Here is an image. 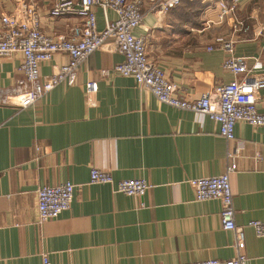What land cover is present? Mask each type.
Listing matches in <instances>:
<instances>
[{
	"label": "crops",
	"instance_id": "crops-1",
	"mask_svg": "<svg viewBox=\"0 0 264 264\" xmlns=\"http://www.w3.org/2000/svg\"><path fill=\"white\" fill-rule=\"evenodd\" d=\"M55 0H0V18L34 5L40 28L64 34L80 17L53 19ZM143 18L133 31L149 61L174 83L180 97L194 99L236 76L222 68L219 40L233 54L264 66V0H237L235 17L248 28L234 31L232 18L217 21L219 0H180L167 13L161 0H140ZM97 30L105 19L95 9ZM116 15L107 11V20ZM111 39L33 105L19 71L21 53L0 58V264H187L235 256L233 232L221 227L217 199L197 201L190 179L230 172L235 224L245 235L247 264H264V240L247 226L264 223V127L238 122L226 141L206 116L172 108L141 89L133 78L101 75L124 61ZM57 53L40 66L42 77L67 63ZM240 76H237L239 78ZM97 84L88 93L86 85ZM264 111V90L256 94ZM232 167V170H231ZM109 173L114 183L143 179L141 196L116 192L114 184L89 182V170ZM74 185L70 208L39 223L36 192Z\"/></svg>",
	"mask_w": 264,
	"mask_h": 264
},
{
	"label": "built area",
	"instance_id": "built-area-1",
	"mask_svg": "<svg viewBox=\"0 0 264 264\" xmlns=\"http://www.w3.org/2000/svg\"><path fill=\"white\" fill-rule=\"evenodd\" d=\"M179 2L161 0L158 5L162 13H167ZM218 7V22L230 16L235 32H247L248 28L234 16L237 0H219ZM95 9H100L104 15L102 31L97 30ZM107 11L116 15L114 21L107 20ZM49 14L53 19L77 16L81 21L68 27L64 34L49 35L41 30L40 15L34 5H21L12 14L0 18V58L15 53L23 55L19 71L25 76L28 91L19 99L21 108L33 105L61 82L70 81L80 64L111 39L124 61L110 70H102L100 73L103 77L114 74L133 78L141 89L151 93L160 103L204 115L217 123L219 134L226 141L234 140V129L238 122H245L251 127H264V111H258L256 107V94L264 90V66L250 67L247 58L234 56L233 41L219 40V43L226 52L222 68L236 77L227 83H218L198 98L187 99L180 97L178 87L169 81L160 67L148 60L144 39L133 34L144 15L140 0H55ZM57 53L67 54V63L52 75L42 77L41 64L50 61ZM86 90L88 93L96 92L97 84L87 83ZM229 175L230 172H226L218 176L190 179L188 184L193 189L195 200L220 201L221 227L234 234L235 256L226 261L209 259L187 264H247L244 231L234 220ZM89 182L114 184L116 192L128 196L142 197L150 188L143 179H124L114 183L109 173L94 168L89 170ZM73 192L74 185L70 182L39 188L36 192L39 223L55 219L67 211ZM247 226L257 238L264 240L263 222L250 221ZM41 264H51L46 255L41 256Z\"/></svg>",
	"mask_w": 264,
	"mask_h": 264
}]
</instances>
